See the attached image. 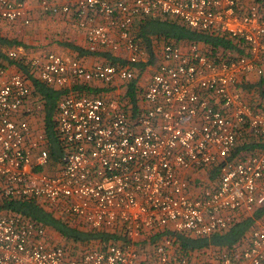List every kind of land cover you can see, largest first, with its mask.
Segmentation results:
<instances>
[{
  "label": "built area",
  "instance_id": "1",
  "mask_svg": "<svg viewBox=\"0 0 264 264\" xmlns=\"http://www.w3.org/2000/svg\"><path fill=\"white\" fill-rule=\"evenodd\" d=\"M40 6L47 15L73 16L91 53L120 58L91 67L55 53L31 59L32 77L58 90L140 77L135 65L146 63L148 53L135 30L145 18H175L227 36L243 53L164 43L147 85L136 86L137 109L126 95L62 97L56 123L64 150L57 164L41 124H33L41 122L42 106L31 80L0 65V206L35 199L74 227L126 239L81 248L76 257L42 224L0 212V264H264V216L246 241L207 258L184 253L175 237L150 245L159 235L224 232L264 209V104L253 106L240 87L247 76L264 77V0H41ZM31 11L27 0H0V22L29 24ZM250 142L258 147L236 154ZM216 168L215 186L184 177Z\"/></svg>",
  "mask_w": 264,
  "mask_h": 264
},
{
  "label": "trees",
  "instance_id": "2",
  "mask_svg": "<svg viewBox=\"0 0 264 264\" xmlns=\"http://www.w3.org/2000/svg\"><path fill=\"white\" fill-rule=\"evenodd\" d=\"M138 29V31H137ZM135 38L143 45L148 53V61L146 63H139L135 65L139 74L144 73L149 67L155 65V56L153 50V39H162L164 43H174L179 45L198 44L202 46L208 53H219L224 51L240 50L239 45L227 37L215 33H206L189 28L186 24L175 18L142 19L136 28ZM73 47V46H71ZM81 52L79 48H75ZM109 63L117 64L118 59L110 57ZM0 65L6 69L13 67L21 74L28 77L33 85L36 98L34 101L42 106L40 110L41 128L44 130L45 136L48 140V148L50 153L51 162L57 164L60 161L63 153V145L57 134V107L59 100L68 95L67 90H58L51 88L33 78L30 73V66L26 60H14L10 55H4L0 51ZM133 80L128 87V95L130 103L134 109H137V80ZM264 95V93H263ZM36 104V105H37ZM253 143L240 146L236 150V154H246L255 150ZM218 169L214 170V176L218 177ZM0 212L7 214L19 215L28 218L32 221L42 224L48 230L54 232L60 237L61 245L72 247L73 255H80L79 252L83 251L81 248H105L110 243L123 244L126 242L125 237L110 231H95L89 228H79L64 222L53 213L49 212L41 203L35 199H18L5 201L0 206ZM264 216V209L256 213L253 217L243 219L231 226L228 230L220 233H215L208 237H194L188 233H180L176 236L165 234L159 235L157 238L151 240L150 245L162 239L164 236L175 237L179 247L186 254H204L205 251H217L221 249H232L247 240L251 230L255 227L256 222ZM145 247L147 242H142Z\"/></svg>",
  "mask_w": 264,
  "mask_h": 264
},
{
  "label": "crops",
  "instance_id": "3",
  "mask_svg": "<svg viewBox=\"0 0 264 264\" xmlns=\"http://www.w3.org/2000/svg\"><path fill=\"white\" fill-rule=\"evenodd\" d=\"M17 1V0H14ZM32 6L31 20L29 24L23 21L16 22H0V51L4 55H9L14 52L18 55L14 60H26L27 63L31 59L55 53L59 55L71 56L80 60L85 66L91 67L96 63L109 62L110 57L119 58L118 55H113L109 52L100 51L91 53L88 50L86 33L80 29L73 16L64 15H47L41 11V0H27ZM57 5H63L65 0H48ZM138 31V29H137ZM135 30V33L137 32ZM137 34V33H136ZM164 44L162 39H153V50L155 56V65L149 67L142 73L137 80L135 86L144 88L149 79L154 74L159 63V56ZM75 48H79L81 52ZM119 55H125L122 51ZM117 58V59H118ZM120 62V58L118 59ZM153 70L152 75H147L149 70ZM10 73H16L17 70L13 67L8 68ZM150 72V71H149ZM129 84L116 82L113 86H108L100 81H94L89 84H74L67 91L70 94L79 96H92L104 99H114L128 95ZM240 87L247 100L253 106L264 104V77L255 75L247 76ZM33 124H36L34 122ZM185 178L191 180L196 185L204 184L215 186L218 182V177L214 176V170L187 172ZM200 181H197L199 180ZM211 251L202 252L201 257L207 258Z\"/></svg>",
  "mask_w": 264,
  "mask_h": 264
},
{
  "label": "rangeland",
  "instance_id": "4",
  "mask_svg": "<svg viewBox=\"0 0 264 264\" xmlns=\"http://www.w3.org/2000/svg\"><path fill=\"white\" fill-rule=\"evenodd\" d=\"M153 70L154 69H150L149 71H148V73H147V75L149 76V75H152V73H153ZM36 126H40V122L39 121H37L36 122ZM197 181H200V178H199V180H197ZM49 233H50V239L52 240V241H54L55 243H61L62 241H60V237L58 236V235H56L54 232H52V231H49Z\"/></svg>",
  "mask_w": 264,
  "mask_h": 264
}]
</instances>
